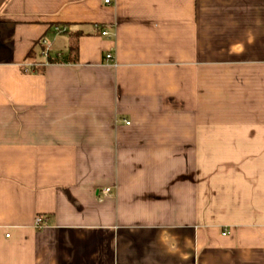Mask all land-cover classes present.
Returning a JSON list of instances; mask_svg holds the SVG:
<instances>
[{
    "label": "crops",
    "instance_id": "obj_1",
    "mask_svg": "<svg viewBox=\"0 0 264 264\" xmlns=\"http://www.w3.org/2000/svg\"><path fill=\"white\" fill-rule=\"evenodd\" d=\"M0 264H264V0H0Z\"/></svg>",
    "mask_w": 264,
    "mask_h": 264
},
{
    "label": "built area",
    "instance_id": "obj_2",
    "mask_svg": "<svg viewBox=\"0 0 264 264\" xmlns=\"http://www.w3.org/2000/svg\"><path fill=\"white\" fill-rule=\"evenodd\" d=\"M106 2L109 3L110 0H106ZM65 31H67V26H56L55 27V32H57V33H62V32H65ZM103 34H108V32L107 31H103ZM41 43L44 46L43 55L47 56L49 54L50 48H51L50 42L46 38H43V39H41ZM107 59L108 60L112 59V55L108 54L107 55ZM31 65H44V64L34 63V64H31ZM110 191H111L110 187L101 189V193H103L104 195L109 194ZM35 224H36V227L42 229L45 226L43 217L38 215L36 217V223Z\"/></svg>",
    "mask_w": 264,
    "mask_h": 264
},
{
    "label": "trees",
    "instance_id": "obj_3",
    "mask_svg": "<svg viewBox=\"0 0 264 264\" xmlns=\"http://www.w3.org/2000/svg\"><path fill=\"white\" fill-rule=\"evenodd\" d=\"M77 36L73 39L69 51L67 54H63V56L60 55H53L49 52V54L46 57L47 62L49 63H68V62H76L78 60V42H77ZM43 45V44H42ZM44 48V46H43ZM36 69L40 70L41 68L38 67L39 65H36Z\"/></svg>",
    "mask_w": 264,
    "mask_h": 264
}]
</instances>
